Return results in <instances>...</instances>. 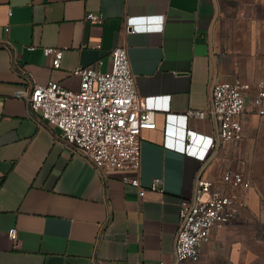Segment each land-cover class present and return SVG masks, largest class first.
I'll return each mask as SVG.
<instances>
[{"label":"crops","instance_id":"1","mask_svg":"<svg viewBox=\"0 0 264 264\" xmlns=\"http://www.w3.org/2000/svg\"><path fill=\"white\" fill-rule=\"evenodd\" d=\"M88 12L103 21L91 23ZM117 46L127 50L138 93L162 106L157 127L142 133L141 167L129 175L145 187L163 178L164 191L143 197L121 171L98 172L57 126L31 115L21 96L30 82L15 65L39 83L79 90L74 70L98 61L109 70ZM46 47L65 50L59 68ZM236 76L252 85L244 137L212 149L216 118L197 113L212 107L216 82ZM261 80L264 0H0V264H264L253 188L236 219L212 230L197 261L176 259L180 201L195 195L198 178L248 174L259 161L264 115L253 96ZM187 134L184 151L167 145Z\"/></svg>","mask_w":264,"mask_h":264},{"label":"built area","instance_id":"2","mask_svg":"<svg viewBox=\"0 0 264 264\" xmlns=\"http://www.w3.org/2000/svg\"><path fill=\"white\" fill-rule=\"evenodd\" d=\"M86 19L100 23L104 15L88 12ZM127 31L135 33L136 29L128 24ZM43 50L46 56H52L54 67L59 68L65 50L57 47ZM111 55V68L105 72L98 68L101 61L74 70L73 73L81 79L79 90L67 89L55 81L39 83L30 72L15 63L30 82L29 91L22 92L21 96L26 99L36 120L57 126L64 143L74 153L88 159L98 172L121 171L123 182L138 188L141 197L147 190L163 192V178H155L150 186L145 187L139 177L129 175L141 167L142 133L157 127L156 113L162 106L155 98L138 93L126 48L117 46ZM251 88L250 83L237 76L214 85L212 107L197 113L216 118L218 129L211 143L212 149L222 142L239 143L243 139V119ZM253 104L257 113L264 115L263 80L257 83ZM187 140H191L190 134L182 144L168 142L167 145L184 151ZM252 188L248 176L235 169L227 170L216 179L200 176L195 195L180 201L177 261H197L200 246L210 239L212 230L231 223L248 205ZM8 235L15 241L18 230L11 228Z\"/></svg>","mask_w":264,"mask_h":264},{"label":"rangeland","instance_id":"3","mask_svg":"<svg viewBox=\"0 0 264 264\" xmlns=\"http://www.w3.org/2000/svg\"><path fill=\"white\" fill-rule=\"evenodd\" d=\"M257 152L259 161L255 163H249L247 167L248 174H245L252 181L253 190L257 192V201L260 206L253 215L254 218L258 220L254 231L258 237L262 238L264 241V145L258 147ZM258 244L260 247L261 241H259Z\"/></svg>","mask_w":264,"mask_h":264},{"label":"water","instance_id":"4","mask_svg":"<svg viewBox=\"0 0 264 264\" xmlns=\"http://www.w3.org/2000/svg\"><path fill=\"white\" fill-rule=\"evenodd\" d=\"M217 124H218V123H217ZM218 148H219V147H218ZM217 152H218V151H217ZM216 154H217V153H216ZM216 154H215V155H216Z\"/></svg>","mask_w":264,"mask_h":264}]
</instances>
